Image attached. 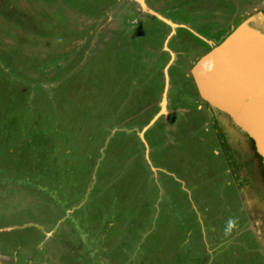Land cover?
I'll use <instances>...</instances> for the list:
<instances>
[{
  "label": "rangeland",
  "instance_id": "374dc122",
  "mask_svg": "<svg viewBox=\"0 0 264 264\" xmlns=\"http://www.w3.org/2000/svg\"><path fill=\"white\" fill-rule=\"evenodd\" d=\"M145 2L179 26L0 0V264H264L261 156L192 75L264 0Z\"/></svg>",
  "mask_w": 264,
  "mask_h": 264
},
{
  "label": "water",
  "instance_id": "95a60500",
  "mask_svg": "<svg viewBox=\"0 0 264 264\" xmlns=\"http://www.w3.org/2000/svg\"><path fill=\"white\" fill-rule=\"evenodd\" d=\"M139 1L145 11L160 17L173 28L179 26L151 9L145 0ZM209 43L213 48L203 54L192 69L200 94L204 101L228 115L253 139L256 152L264 162V29L258 26L257 17H251L239 24L219 45ZM166 90L160 112L144 130L161 114L167 113ZM141 136L144 138L143 132Z\"/></svg>",
  "mask_w": 264,
  "mask_h": 264
},
{
  "label": "flooded vegetation",
  "instance_id": "af4514ba",
  "mask_svg": "<svg viewBox=\"0 0 264 264\" xmlns=\"http://www.w3.org/2000/svg\"><path fill=\"white\" fill-rule=\"evenodd\" d=\"M260 66V65H259ZM258 66V67H259ZM221 112V114H224L222 111H220ZM228 116V115H227ZM229 117V116H228ZM217 118V117H216ZM230 118V117H229ZM230 123H231V125H233V126H231V128H229L230 129V131H231V133H232V135L234 134V133H236L237 131H236V129L240 132V129L232 122V120L230 121ZM226 124H229V123H226ZM230 125V124H229ZM241 132H243V131H241ZM244 133V132H243ZM245 135H246V137H247V140H248V143H253V145H254V141H253V139L251 138V137H249L246 133H244ZM252 153V156H253V159H254V157H256V155H259L257 152H256V148H255V152H254V149H253V151L251 152ZM244 163H247V162H244ZM260 165V167H258L259 168V171L261 172V174H262V179H261V182H263L264 183V162H263V158L261 157L260 158V162L258 163V166ZM239 175H240V173H239ZM241 176V175H240ZM245 176V175H244ZM247 177V180H249L248 179V176H246ZM235 182H236V184L237 185H239V180H238V178H236L235 179ZM243 185L240 187V185H239V189L243 192Z\"/></svg>",
  "mask_w": 264,
  "mask_h": 264
},
{
  "label": "crops",
  "instance_id": "0c3cea01",
  "mask_svg": "<svg viewBox=\"0 0 264 264\" xmlns=\"http://www.w3.org/2000/svg\"><path fill=\"white\" fill-rule=\"evenodd\" d=\"M220 153V152H219ZM232 169V171L230 170V167H229V170H230V172L232 173V175H233V177H234V179L236 178V173H235V170H234V167H232L231 168ZM239 174V173H238ZM235 182V181H234ZM236 183V182H235ZM237 185V184H236ZM237 187L239 188V185H237ZM242 192V191H241ZM242 193H244V189H243V192ZM244 195V194H243Z\"/></svg>",
  "mask_w": 264,
  "mask_h": 264
},
{
  "label": "bare ground",
  "instance_id": "6f19581e",
  "mask_svg": "<svg viewBox=\"0 0 264 264\" xmlns=\"http://www.w3.org/2000/svg\"><path fill=\"white\" fill-rule=\"evenodd\" d=\"M261 24H264L262 21L258 22V26L261 25ZM260 27H263V26H260ZM252 63V61H251ZM257 74H259V72L256 71ZM253 80L255 81L256 80V77L254 76L253 77Z\"/></svg>",
  "mask_w": 264,
  "mask_h": 264
},
{
  "label": "clouds",
  "instance_id": "9594fccd",
  "mask_svg": "<svg viewBox=\"0 0 264 264\" xmlns=\"http://www.w3.org/2000/svg\"><path fill=\"white\" fill-rule=\"evenodd\" d=\"M233 222L232 221H229V227L231 228Z\"/></svg>",
  "mask_w": 264,
  "mask_h": 264
}]
</instances>
